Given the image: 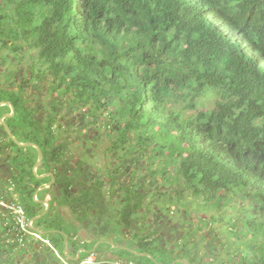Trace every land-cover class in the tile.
<instances>
[{
	"label": "trees",
	"instance_id": "obj_1",
	"mask_svg": "<svg viewBox=\"0 0 264 264\" xmlns=\"http://www.w3.org/2000/svg\"><path fill=\"white\" fill-rule=\"evenodd\" d=\"M1 48L15 56L36 51V62L46 66L38 70L39 78L48 73L49 94L56 96V102L49 99L47 117L28 108L21 85L17 92L1 88L0 103L14 109L5 122L15 139L40 148L37 176L53 174V187L74 217L83 205L104 240L115 246L131 240L137 253L151 255L157 264L176 259L168 256L176 245L164 247L160 233L145 232V214L136 216L147 206L144 184L117 186L116 172L106 174L105 183L82 161L73 172L67 168L66 145L52 131L58 97L69 98L78 109L89 107L94 124L101 114L104 129L115 134L113 147L122 149V165L131 154L138 164L158 163L164 174L173 168L176 182H182L180 192L199 199L206 211L220 212L214 220L227 224L229 235L240 241L241 234L243 239L250 234L253 245L244 244L238 264H264V221L258 217L264 215V0H0ZM203 96H214L213 108L201 104ZM6 140L13 176L11 187L5 184L2 190L1 185L0 193L13 202L8 190L13 189L30 221L44 210L32 200L41 186L32 174L37 152ZM230 194L239 201L228 212ZM108 195H121L119 210L110 212ZM43 218L32 226L49 232L45 237L69 264L81 247L70 253L76 232L64 230L62 217L52 218L51 225ZM15 224L12 215L3 217L0 211V264H11L33 239ZM54 230L67 236L68 258L64 236ZM185 254L192 264L189 251Z\"/></svg>",
	"mask_w": 264,
	"mask_h": 264
},
{
	"label": "rangeland",
	"instance_id": "obj_2",
	"mask_svg": "<svg viewBox=\"0 0 264 264\" xmlns=\"http://www.w3.org/2000/svg\"><path fill=\"white\" fill-rule=\"evenodd\" d=\"M45 68L46 66H40L36 62V51L26 49L25 51L18 52V55L15 56L11 51L0 49V89L5 88L6 90H14L17 92L16 89L21 85L20 91L22 96L28 100V108L35 110V115H38L42 119L47 117L49 112H51L52 102L49 99H53L56 102V96H50L49 94L51 78L48 73H43V77L41 79L39 78L40 73L38 70H44ZM31 70L32 74L30 73ZM23 82L25 83L22 84ZM57 100L58 106L56 114H54L56 122L52 126V131L58 136V141L66 145L65 154L67 158H71L67 168L71 172L74 171V166H76L77 162L82 161L85 163V168L96 174V178H99L105 183H108L106 174L116 172L118 174L115 179L117 186L119 184L128 185L130 182L144 184L145 190L148 193L145 200L147 206H144L136 216L140 217L142 214H145V232L157 231L160 233L162 237L159 238L161 239L159 243H163L164 247L175 244L176 249L173 252L176 255L178 254V259L181 261L189 260L188 255L185 254L188 250L192 264H238V261L243 256V252L246 251L244 244L253 245V239L250 238V234L244 239L243 234H241L239 236L240 241H237L235 236L229 235L227 232V224L224 227L219 220H214L219 218L220 212L206 211L205 205L198 202L199 199H195L189 193L182 194L180 192L182 182H176V175L173 168H170L167 174H164L161 172L158 163H146L143 160L138 164L131 154L126 157V162L122 165L120 160L122 149L113 147L115 134L110 135L104 129L105 121L104 118L100 117L101 114L99 113V117L97 118L98 122L94 124L93 121L95 118L89 112V107H81L78 109L75 106H70L69 98L58 97ZM201 104L206 108H213L215 104L214 96H203ZM6 112V108H0V114L6 115ZM1 129L3 128H0V136L2 137L3 131ZM6 139L5 142H7ZM10 149L14 150L15 148L11 146ZM8 154V151L2 152L0 157V186L8 184L6 187H11L9 180L13 175H10V167L7 163ZM37 172L40 173L41 169L37 168L34 171L32 168V174L37 178L38 184L41 185L39 189H42L45 185V187H49L47 186L49 183L47 182L48 177L39 179ZM132 175L134 176L132 177ZM16 177L18 178V175ZM1 188L2 190L6 189L4 186ZM50 190L52 192L51 195L56 196V202L52 198L49 202L46 201L50 203L51 207L43 219H48V224L51 225L53 219L61 217L60 212L65 218L74 217L70 206L68 204L63 205L66 201L65 199L61 201L60 191L53 186H51ZM10 192H13L14 198L21 203L19 195H16L13 189ZM48 192V190H43L37 193L36 190L32 195V200L35 196L36 200L34 199V202L37 203ZM155 194H161L163 197L159 195L152 199V196ZM120 197L121 195L107 196L111 208L110 212L119 210L120 204L118 200ZM228 197L232 199V202L226 206V210L230 212L238 204L237 202L239 200L232 194L228 195ZM111 199L114 202L113 205L110 203ZM11 201L7 199L6 203L8 204ZM23 204L29 206L30 202L29 200L23 201ZM83 207L85 206H81V209L77 212L80 215H76L75 219L83 215H88V212ZM45 209L46 207L44 206ZM169 210H173L174 214L171 215ZM225 216H227V212ZM52 217L54 218L52 219ZM258 217L260 221H264V215H259ZM225 222L227 223V220ZM68 228L69 226H66L64 230L66 231ZM116 231L117 229H114V232ZM53 232L54 234L65 235L63 232L57 230ZM189 236H191L190 241ZM36 240L38 239H29L26 250L22 254H14L12 256L14 260L11 264H60L47 251L46 247L45 249L41 248V246L38 247V244L35 242ZM128 241L123 240L122 244H127ZM42 242L44 243V241ZM159 243L155 242V245L162 246ZM44 245L46 246V244ZM114 246L110 248L106 246V248H109L111 252L120 258H122V255H126L137 264L144 262L140 260V257L135 255L130 256L131 254L128 255L120 250H116ZM248 252L251 258L255 256V254L253 255L251 253L252 250H248Z\"/></svg>",
	"mask_w": 264,
	"mask_h": 264
},
{
	"label": "crops",
	"instance_id": "obj_3",
	"mask_svg": "<svg viewBox=\"0 0 264 264\" xmlns=\"http://www.w3.org/2000/svg\"><path fill=\"white\" fill-rule=\"evenodd\" d=\"M1 155H2V151L0 150V157H1ZM5 155H6V153H5ZM53 178H54V176H53ZM49 183L47 185V186H49V188L47 189L49 192L45 193L46 196L45 197L42 196L40 201H45V202L50 201L51 198L55 200L56 196L51 195L52 192L50 190L51 186H53V184L55 182H53L52 185ZM91 183H93V182H90L89 184H91ZM3 186H5V185L3 184ZM72 191H73V189H72ZM35 200H36V197H35ZM55 202H56V200H55ZM60 214H61V217L64 219V225L69 226L68 229L73 228L74 231L76 232L75 233L76 234L75 235L76 243H75L74 247L72 249H70V253H71V251L76 250V248L78 247V244H81V247L74 252L75 255L72 258H69V260H70L69 264H79L81 262L89 260V258L94 261V264H111L113 261H116V260H131L130 257H127L126 255H124V256L122 255V258H123L122 259L119 256H117L116 254H114L113 252H111L109 248H106V246H105L106 244L104 242H110L111 243V241L108 239L107 240L103 239L104 236L102 237L101 236L102 233L98 232V230L96 229V224L93 223L91 220H89V218L86 215L83 218L75 219V217L65 218L61 212H60ZM52 218H54V217H52ZM35 233L37 235H39V238L41 236H45V235H41L37 232H35ZM48 234H49V232H48ZM99 236L102 237L100 240L98 239ZM40 239H41V241H38V240L35 241L38 244V247L41 246V248H43V249H45V247H46L47 251L50 254H52L53 257H55V259H57V257L53 254L54 252L52 250H50L51 245L49 243V238L41 237ZM42 241H44V243ZM67 241H68V238H67ZM44 244H46V246ZM102 244H104L103 247L100 246ZM132 244H133V242L131 240H129L127 244L123 243L121 246L135 251V249L133 248L134 246L131 247ZM63 245H64V242H63ZM82 246H85V247H82ZM110 247H112V246H110ZM118 247H120V246H118ZM64 248H65V245H64ZM116 250L125 251V250H121V249H116ZM125 252H127V251H125ZM63 254L65 257L68 258V243H67V256H66V253L64 252V249H63ZM175 255H176L175 252H173L170 256L175 257ZM175 258H176L175 260H177L179 257L176 256ZM62 259H64V258H62ZM132 261L135 264H137L134 260H132ZM185 262H187V261H185Z\"/></svg>",
	"mask_w": 264,
	"mask_h": 264
},
{
	"label": "water",
	"instance_id": "obj_4",
	"mask_svg": "<svg viewBox=\"0 0 264 264\" xmlns=\"http://www.w3.org/2000/svg\"><path fill=\"white\" fill-rule=\"evenodd\" d=\"M5 106H8V107L10 108V113L1 116V118H0V126H2V128H3L4 132H5V134L7 135L8 139H9L10 141H12L15 145H17V146H19V147H24V148H34V149L36 150V152H37V160H36V163H35V165H34V167H33V169H34V171H35V170L40 166V164L42 163V160H43L42 152H41V150H40V148H39L38 146H36V145H34V144H32V143L23 144V143H19V142L15 139V137L12 135V133H11L9 127L7 126V124H6V122H5V120H7V119L13 117V115H14V109H13V107L11 106V104H10L9 102H1V103H0V108H1V107H5ZM45 177H49V178H51V181H50L49 184L52 185L53 182H54L53 174H52V173H47V174H45V175L39 176L38 178H39V179H43V178H45ZM47 185H48V184H47ZM48 188H49V187H45V186H44V187H42V189H38V190H37V193H38L39 191L47 190ZM34 199H35V196H34ZM38 203L44 205V206L46 207V209H45L40 215H38V216L32 218V219L30 220V224H29V225H30V229H31L32 231L37 232V233H39V234H41V235H45V234H47L48 232H44V231H42V230H40V229H37V228L31 227V224H33V222H35L36 220H38V219H40V218H43V217L46 215V213H47V211H48V209H49V203H48V202H45V201H38ZM63 236H64V245H65L64 252L66 253V256H67V243H68V241H67V237H66L65 235H63ZM104 243H105L106 245L113 246L112 243H110V242H104ZM114 247H115L116 249L125 250V251H127L128 253H130V254H132V255H135V256H137V257L148 258V259H150V260H152V261L155 262L154 258H153L151 255H148V254H139V253H137V252H135V251H133V250H131V249H129V248H125V247H122V246H120V247H118V246H114ZM175 263L189 264L188 262L181 261L180 259H177V260L173 261L171 264H175ZM155 264H157V263L155 262Z\"/></svg>",
	"mask_w": 264,
	"mask_h": 264
},
{
	"label": "built area",
	"instance_id": "obj_5",
	"mask_svg": "<svg viewBox=\"0 0 264 264\" xmlns=\"http://www.w3.org/2000/svg\"><path fill=\"white\" fill-rule=\"evenodd\" d=\"M5 144V138L2 136H0V150L2 152H4L3 146ZM9 191H11L12 189H8ZM15 197V196H13ZM7 200L5 198H3V196L0 193V211L3 214V217H8V216H13L16 222V226L18 228V231L23 232V234H28L30 236H32V238H37L39 239V236L37 234H35L34 232H30L29 229V224L30 221H27L24 215V208L22 206V204L16 199L14 198V201L12 203L8 202V204L6 203ZM170 214H173V211L170 212ZM19 241H22L21 239H19ZM50 248L52 249V251H54V253L56 254V256L61 260V258L57 255L56 251L53 250L52 246H50ZM80 264H94V261L91 260L89 258V260H86L84 262H81ZM111 264H135L132 260H116L113 261Z\"/></svg>",
	"mask_w": 264,
	"mask_h": 264
},
{
	"label": "clouds",
	"instance_id": "obj_6",
	"mask_svg": "<svg viewBox=\"0 0 264 264\" xmlns=\"http://www.w3.org/2000/svg\"><path fill=\"white\" fill-rule=\"evenodd\" d=\"M31 227H33L32 224H31ZM34 228H35V227H34ZM29 229H30V226H29ZM30 232H34V231H32V230L30 229ZM34 233H35V232H34ZM35 234H36V233H35ZM45 235H46V234H45ZM38 236H39V235H38ZM36 241H37V240H36ZM38 241H41V239L39 238ZM52 248H53V247H52ZM50 250H52V249L50 248ZM53 250H54V248H53ZM53 252H54V251H53ZM56 253H57V251H56ZM54 254H55V253H54ZM55 255H56V254H55ZM57 255H58V253H57ZM58 256H59V255H58ZM59 257L61 258V260H60L58 257H57V258H58L61 262H63L64 264H67V263L62 259L61 256H59ZM79 264H80V263H79Z\"/></svg>",
	"mask_w": 264,
	"mask_h": 264
},
{
	"label": "flooded vegetation",
	"instance_id": "obj_7",
	"mask_svg": "<svg viewBox=\"0 0 264 264\" xmlns=\"http://www.w3.org/2000/svg\"><path fill=\"white\" fill-rule=\"evenodd\" d=\"M2 126H0V128H1ZM50 232H53V231H50Z\"/></svg>",
	"mask_w": 264,
	"mask_h": 264
}]
</instances>
